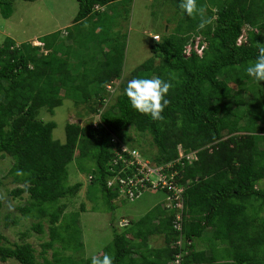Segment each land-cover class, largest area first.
I'll return each mask as SVG.
<instances>
[{"label":"trees","instance_id":"1","mask_svg":"<svg viewBox=\"0 0 264 264\" xmlns=\"http://www.w3.org/2000/svg\"><path fill=\"white\" fill-rule=\"evenodd\" d=\"M132 1L78 0L72 25L65 33L42 37L43 47L10 38L0 47V159L13 160L7 177L17 185L9 194H27L19 211L37 221L34 232L45 235L46 224L49 231V240L41 245V263L25 240L30 232L22 235V243H10L1 230L0 192V260L91 264V258L77 255L85 246L81 213L86 204L67 212L62 202L77 197L84 186L69 184V165L74 160L94 164L87 170L93 177L90 184L99 188L111 209L114 200L128 201L125 192L107 182L114 177L110 168L113 150L119 147L113 138L136 148L128 142L136 141L128 134L132 128L139 137L150 135L157 149L155 157L150 150L140 152L170 165L167 178L174 175L184 188L182 229L177 228V208H165L172 192L147 190L163 193L164 202L124 226L103 254L113 264H177L178 255L179 264H264V82L246 73L257 58L256 44H264V0H197L212 20L203 30H198L199 16L181 13L180 0H152L173 6L177 13L166 19L175 28L152 46V57L137 71V78L160 77L173 84L164 118L154 121L132 109L124 95L126 84L98 119L94 114L104 103L106 86L122 76L126 59L125 36L113 38L112 27L129 16ZM13 3L0 0L5 18L11 16ZM96 6L109 7L94 12ZM196 39L202 55L194 49L187 55V46ZM65 100L88 105L94 117L84 125L67 123L61 142L53 136L56 123L45 122L41 114L54 115ZM158 239L163 244L155 246ZM178 240L185 244L179 246Z\"/></svg>","mask_w":264,"mask_h":264},{"label":"rangeland","instance_id":"2","mask_svg":"<svg viewBox=\"0 0 264 264\" xmlns=\"http://www.w3.org/2000/svg\"><path fill=\"white\" fill-rule=\"evenodd\" d=\"M12 2H14L13 12L9 18L4 17L0 8V47L5 45L7 38L12 39L15 43L28 42L32 46H38L42 37L60 31L57 29L62 26L67 25L62 27V32L69 28L79 10L78 0H37L36 2L12 0ZM121 3L119 4L121 5ZM172 8L173 6L170 5H166L165 8L163 1H158L155 5L152 0H134L130 3V9L133 12L135 11V17L129 14L128 17L119 21L117 27H112L113 38L125 36L127 47L126 62L122 76L113 83V90L106 92L105 101L102 103L101 108L109 109L121 93L122 85H126L129 80L137 78L138 69H134V62H145L152 57L151 48L156 44L153 36L159 35L161 41L164 34L168 35L175 28V24L170 25L166 20L172 17V14L177 16V13H174L175 10ZM131 18L134 19L132 22L133 27ZM136 27L137 31L145 29L148 32L140 34L136 31ZM64 42L69 43L70 39H65ZM85 50L86 48H80L82 52ZM93 51L95 50L91 52L93 53ZM100 59H104V56L102 55ZM129 60L133 62L132 66ZM160 61L156 60L157 64ZM91 114L93 113L90 112L88 105L76 106L73 101L65 100L64 104L54 111V115L44 111L41 114V118L45 122H55L57 127L53 132V136L56 140L65 142L66 124L77 123L83 125L93 120L94 116ZM128 134L131 138L136 139V141H128L130 145L135 146V149H142L144 153H149L150 150L151 156L155 157L157 149L150 135L145 134L139 137L132 128L129 129ZM12 165L13 160L10 157L0 159V177L2 179L0 192L4 196L1 230L10 243H22V235L25 232H30L25 240L33 245L38 261L41 263L40 254L43 250L41 245L49 240L48 226L46 224L45 235L34 232L32 226L37 221L31 217L23 216L19 211V207L27 203L29 196L25 194L23 197L14 198L9 194L17 187V185L12 183V178L7 177ZM93 167L94 164L88 160H74L71 162L69 165V184L79 181L83 182L84 186L77 197L62 201L68 206L67 212L80 210V203L86 204V211L81 213V227L85 246L77 254L83 258H91L93 255L103 254V251L112 245L115 234L124 232L123 225H127L129 220L133 221L142 218L159 203L164 202L166 198L161 192L147 191L138 200L130 199L125 201L122 197L114 200L112 205L114 207L111 209L99 188L92 186L89 182V171L87 170ZM88 190L89 192H87ZM14 220L17 221L15 225L7 226L9 221ZM152 244L153 242L149 244V247ZM161 244H163L162 239L154 242L155 246H160ZM202 247L203 245L198 243V248L201 249ZM110 250L113 251V246ZM47 256L49 258L52 257L51 250L48 251ZM0 264L20 263L15 260L7 262L0 260Z\"/></svg>","mask_w":264,"mask_h":264},{"label":"built area","instance_id":"3","mask_svg":"<svg viewBox=\"0 0 264 264\" xmlns=\"http://www.w3.org/2000/svg\"><path fill=\"white\" fill-rule=\"evenodd\" d=\"M103 9L104 8L99 6L95 7L96 11H101ZM243 38L244 36L239 39V43L242 42ZM155 39L159 40V37L155 36ZM193 49L198 52V54L202 55L203 46H200L199 39L195 41L194 46L192 44L187 46V55H189ZM45 53L47 54L48 51H45ZM107 88L108 91L113 90L112 86H108ZM113 142L119 143V147L118 149L115 148L113 150V167L110 168V171L114 174V177L109 180L108 187H119L126 193L124 196L128 200L141 198L143 193L147 190L159 191L165 188L169 192H172L171 195H168L166 204L167 207L172 210L177 208V211H175L177 218L176 223L177 228L181 231V224L183 223L182 221L184 218V188H181L176 184L174 181V175H171L170 179L167 178V170L170 168V165H166L165 163L160 164L145 157L140 150L132 148L126 143L121 142L119 138L115 136L113 138ZM126 146L127 151H124ZM178 151L180 158H183L185 156L183 149L179 147ZM188 158L193 160L194 155L190 154ZM177 243L179 246L185 244L182 240H178ZM176 263H180L179 255L177 256Z\"/></svg>","mask_w":264,"mask_h":264},{"label":"clouds","instance_id":"4","mask_svg":"<svg viewBox=\"0 0 264 264\" xmlns=\"http://www.w3.org/2000/svg\"><path fill=\"white\" fill-rule=\"evenodd\" d=\"M101 8H104L101 11H106L107 6ZM179 8L182 14H186L189 17H195V16L200 17L198 30L205 29L212 22L210 18L205 16L204 14L205 9L203 6L198 5L197 0H180ZM94 12L97 11L94 9ZM63 33H65V31ZM155 36L159 37V35H155ZM155 36H153V39L157 43L160 41V37L159 40H156ZM40 44L41 43H39L38 46L36 45L35 46L36 47L44 46L43 43L41 45ZM256 47L258 49L257 58L255 59V61L250 62L248 64V66L246 67V73L249 77L253 78L257 82H264V44L257 43ZM45 51L46 50H42V53L46 54ZM113 83L108 84L106 86V92H109L107 88L108 86H112L113 89ZM172 88H173V84L171 83L170 80L166 81L160 77L133 78L128 81L127 86L124 89V95L128 98L132 109H134L135 111L139 112L142 115L149 116L154 121H161L164 118L163 112L170 104V100L167 97ZM105 110L106 109L104 108H100L98 113L94 114V116L100 119L102 112H104ZM124 151H127V146L124 148ZM88 178L90 180L89 182H91L93 179L92 176H89ZM130 222L131 220H129V223ZM129 223H127V225ZM91 264H113V258L108 254L93 255L91 257Z\"/></svg>","mask_w":264,"mask_h":264},{"label":"crops","instance_id":"5","mask_svg":"<svg viewBox=\"0 0 264 264\" xmlns=\"http://www.w3.org/2000/svg\"><path fill=\"white\" fill-rule=\"evenodd\" d=\"M133 1H134V0H133ZM118 4H119V3H118ZM111 6H112V5H111ZM108 7H109V6H108ZM108 7H107V8H108ZM107 8H106V10H107ZM123 9H124V8L121 7V10H123ZM131 15L135 17V11H134V12L131 11L130 16H131ZM133 20H134V19L131 18V25H132V27H133V23H132ZM66 26H67V25H66ZM66 26H62V27H66ZM62 27L58 28L57 30H61ZM116 27H117V26H116ZM57 30H56V31H57ZM136 31H137V27H136ZM137 32L140 33V34H146L148 31L145 30V29H141V31H137ZM131 56H132V54L130 55V58H131ZM135 61H136V60H135ZM125 62H126V60H125ZM125 62H124V69H125ZM129 62L131 63V66H132V63H133V62H131L130 60H129ZM142 63H143V62H141V63H135V62H134V65H133V66H134V69H138L139 66H140Z\"/></svg>","mask_w":264,"mask_h":264}]
</instances>
